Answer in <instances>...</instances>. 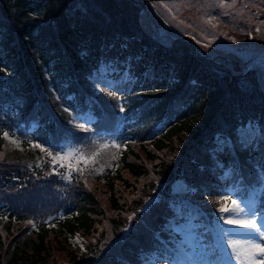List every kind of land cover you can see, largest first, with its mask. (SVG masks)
Instances as JSON below:
<instances>
[{
  "label": "trees",
  "instance_id": "16d2710c",
  "mask_svg": "<svg viewBox=\"0 0 264 264\" xmlns=\"http://www.w3.org/2000/svg\"><path fill=\"white\" fill-rule=\"evenodd\" d=\"M84 1L98 8L0 0V264L177 263L185 257L167 224L186 221L190 204L215 222L217 202L203 200L237 185L259 190L264 210V94L192 48L151 38L138 0ZM112 67L126 81L97 92L93 78ZM86 114L95 123L81 125ZM122 123L138 146L103 148ZM248 123L259 133L245 143ZM67 149L98 155L53 162ZM177 181L194 194H174Z\"/></svg>",
  "mask_w": 264,
  "mask_h": 264
},
{
  "label": "rangeland",
  "instance_id": "374dc122",
  "mask_svg": "<svg viewBox=\"0 0 264 264\" xmlns=\"http://www.w3.org/2000/svg\"><path fill=\"white\" fill-rule=\"evenodd\" d=\"M76 1L77 7L83 11L98 8L93 5V1L88 8L84 6V0H73L74 4ZM138 1V24L151 38L179 53L192 48L203 61L228 68L242 80L247 77L250 84L254 79L264 94V0ZM115 71L112 67L107 71L108 76L105 71L96 74L93 80L97 92L109 90L126 81L125 75L112 78ZM78 119L81 125H91L96 121L87 114L79 116ZM119 126L114 133H108L100 141L103 148L123 150L124 144L136 143L131 138L129 127H125L123 123ZM12 132L18 142H21L17 130ZM258 133L256 123H248L244 128H239V135L245 143L252 141ZM221 143L223 141L219 140L218 144ZM69 151L75 150L67 149L64 153ZM81 161L77 163L72 160L71 164L79 165ZM230 175L231 172L226 171L223 178H229ZM172 190L174 194L185 197L194 194L183 181L173 183ZM217 199L203 200L206 204L217 202L215 222L210 221L195 204H190L187 221L178 223L182 219L178 216L167 224L168 229L181 236L176 245L185 259H178L177 264H264V254L251 247L256 245L264 248V210L259 207L254 195H245L237 185H229L224 189L222 197ZM195 201L202 200L197 198ZM154 203L155 200H151L144 210H148ZM201 219L204 222H200ZM246 223L255 227L243 226ZM174 224H179V227ZM205 230H209L212 240L205 239ZM69 242L80 248L83 238L75 235L69 237ZM234 242H238L239 249L233 247ZM217 250L223 255L221 259L212 257ZM237 250H250L257 254L238 257ZM58 258L62 259L63 256L58 255ZM146 264H154V261Z\"/></svg>",
  "mask_w": 264,
  "mask_h": 264
},
{
  "label": "snow or ice",
  "instance_id": "6c2138e0",
  "mask_svg": "<svg viewBox=\"0 0 264 264\" xmlns=\"http://www.w3.org/2000/svg\"><path fill=\"white\" fill-rule=\"evenodd\" d=\"M5 137H7V133H5ZM13 143H15V141H13ZM49 155H51V153H49ZM97 155H98V153H92L91 157H85V156L81 155L78 151H69V152L64 153L63 155H57V156L53 157V162L60 161L62 166L64 164H67L69 167H71L72 166L71 165V161L72 160H76L77 163H79L81 160H84V161L87 162V160L93 159ZM223 210L224 211H228V209H223ZM228 222L231 223L232 221H228ZM243 226L255 227V225L248 224V223H246ZM233 247L239 249L240 246H239L238 242H234ZM251 247L257 248L258 253L264 254V248H260V247H258L256 245H252ZM256 254L257 253L251 252L250 250L249 251L237 250V252H236V255L238 257L255 256Z\"/></svg>",
  "mask_w": 264,
  "mask_h": 264
}]
</instances>
